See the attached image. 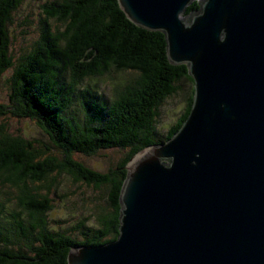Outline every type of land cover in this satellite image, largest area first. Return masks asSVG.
Masks as SVG:
<instances>
[{
    "label": "trees",
    "instance_id": "obj_1",
    "mask_svg": "<svg viewBox=\"0 0 264 264\" xmlns=\"http://www.w3.org/2000/svg\"><path fill=\"white\" fill-rule=\"evenodd\" d=\"M23 2L0 0V80L11 70L9 99L0 102V264H69L73 247L118 238L127 165L180 129L193 106L194 78L187 63L170 61L164 31L133 22L118 0H43L37 35L14 58L10 24ZM200 4L193 0L186 14ZM182 81L190 84L186 102L162 132L161 107ZM11 116L32 120L42 137L13 128ZM113 148L122 152L107 170L77 158ZM64 177L105 202L77 199L74 207L88 213L58 228L52 194L75 193Z\"/></svg>",
    "mask_w": 264,
    "mask_h": 264
},
{
    "label": "water",
    "instance_id": "obj_2",
    "mask_svg": "<svg viewBox=\"0 0 264 264\" xmlns=\"http://www.w3.org/2000/svg\"><path fill=\"white\" fill-rule=\"evenodd\" d=\"M118 1L188 64L193 106L129 161L118 238L68 263L264 264V0Z\"/></svg>",
    "mask_w": 264,
    "mask_h": 264
},
{
    "label": "rangeland",
    "instance_id": "obj_3",
    "mask_svg": "<svg viewBox=\"0 0 264 264\" xmlns=\"http://www.w3.org/2000/svg\"><path fill=\"white\" fill-rule=\"evenodd\" d=\"M42 1L43 0H24L14 13V20L12 24H10L12 35L11 49L14 53V58H17L19 54L29 46L30 42L38 33L39 19L44 14L41 6ZM10 74L11 70H8L4 78L0 80V102H5L9 99L8 94L10 89L7 79ZM121 74H123V76H128L131 73L122 72ZM181 84L183 85V89H180L176 95L167 98L166 102L161 107L158 126L162 132L168 130V125L175 117H178L186 102V94L189 92L190 84L187 81H182ZM99 86H101L102 89H107V83L104 81H100ZM8 120L13 128L16 130L19 129L22 133L31 137H42L41 130L32 120L15 116H11ZM121 152V149L113 148L101 150L94 155L78 154L77 158L84 160L87 164L97 169L107 170L110 165L118 160ZM62 183L67 189H74L75 193H70L68 198H61V196L56 193L52 194L55 199L56 207L51 211L50 216L52 219H55L53 225L58 228L72 227L79 218L84 217L88 213V210L82 207L81 203H79L80 205L78 208L77 204L74 207V203L77 199L80 200L83 196L86 197V200L91 198L92 206L94 205L93 203L105 202V196L102 194L99 195L98 192L92 191V189H88L86 186H77V184H73L67 177L62 179ZM72 209L74 211H72ZM88 222L95 223V217L91 216Z\"/></svg>",
    "mask_w": 264,
    "mask_h": 264
},
{
    "label": "bare ground",
    "instance_id": "obj_4",
    "mask_svg": "<svg viewBox=\"0 0 264 264\" xmlns=\"http://www.w3.org/2000/svg\"><path fill=\"white\" fill-rule=\"evenodd\" d=\"M138 156H140V155H138ZM138 156H137V157H138ZM137 157H136V158H137Z\"/></svg>",
    "mask_w": 264,
    "mask_h": 264
}]
</instances>
